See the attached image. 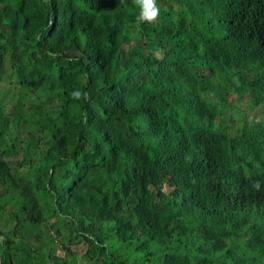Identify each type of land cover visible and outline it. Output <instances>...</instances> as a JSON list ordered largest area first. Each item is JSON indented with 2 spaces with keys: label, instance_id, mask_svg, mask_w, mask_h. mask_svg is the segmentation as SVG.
Here are the masks:
<instances>
[{
  "label": "trees",
  "instance_id": "1",
  "mask_svg": "<svg viewBox=\"0 0 264 264\" xmlns=\"http://www.w3.org/2000/svg\"><path fill=\"white\" fill-rule=\"evenodd\" d=\"M156 5L0 0V264H264V0Z\"/></svg>",
  "mask_w": 264,
  "mask_h": 264
},
{
  "label": "clouds",
  "instance_id": "2",
  "mask_svg": "<svg viewBox=\"0 0 264 264\" xmlns=\"http://www.w3.org/2000/svg\"><path fill=\"white\" fill-rule=\"evenodd\" d=\"M134 5L139 8V20L141 22H153L159 16V8L156 5V0H133ZM87 96V93L84 94ZM73 97L79 99L81 93L76 91L73 93ZM255 187L258 189L259 184L257 183Z\"/></svg>",
  "mask_w": 264,
  "mask_h": 264
},
{
  "label": "rangeland",
  "instance_id": "3",
  "mask_svg": "<svg viewBox=\"0 0 264 264\" xmlns=\"http://www.w3.org/2000/svg\"><path fill=\"white\" fill-rule=\"evenodd\" d=\"M236 97V96H235Z\"/></svg>",
  "mask_w": 264,
  "mask_h": 264
}]
</instances>
